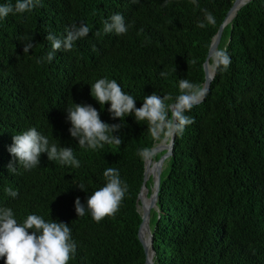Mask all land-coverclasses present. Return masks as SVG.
Returning <instances> with one entry per match:
<instances>
[{"label": "trees", "instance_id": "16d2710c", "mask_svg": "<svg viewBox=\"0 0 264 264\" xmlns=\"http://www.w3.org/2000/svg\"><path fill=\"white\" fill-rule=\"evenodd\" d=\"M232 2L40 0L30 12L0 19V207L11 208L20 222L37 214L67 223L76 243L69 264H143L135 234L145 160L138 150L151 148L155 139L147 122L133 114L113 119L109 103L100 106L90 86L114 79L137 108L153 93L171 96L165 103H174L179 79L202 84L210 41ZM5 3L15 0H0ZM205 11L215 24L207 23ZM115 13L123 15L126 34L103 32V21ZM200 22L206 26L198 27ZM81 23L90 28L86 37L70 51H56L51 62L37 63L52 51L49 33L63 38L67 28ZM26 37L33 38L29 52H23ZM218 48L227 50L231 64L215 70L204 100L185 113L195 122L175 137L163 162L157 210L149 220L153 264H264V0L237 11ZM73 103L92 105L109 125L120 123L113 135L122 143L95 151L80 147L66 119ZM32 127L50 145L73 148L80 167L42 153L35 168L16 165V173L8 171L15 164L8 152L12 137ZM108 167L127 185L119 211L99 223L87 211L77 216L76 198L83 204L104 186ZM146 186L151 189V177ZM8 187L18 192L15 198L5 192Z\"/></svg>", "mask_w": 264, "mask_h": 264}, {"label": "clouds", "instance_id": "9594fccd", "mask_svg": "<svg viewBox=\"0 0 264 264\" xmlns=\"http://www.w3.org/2000/svg\"><path fill=\"white\" fill-rule=\"evenodd\" d=\"M40 0H15V3L0 4V19L6 18L9 14H22L32 11ZM139 0H132L138 3ZM167 0H165L166 6ZM205 20L208 24H215V17L211 12L205 11ZM204 28L203 22L197 25ZM66 36L57 37L52 33L46 36L51 43L52 51L45 57L37 60L42 63L45 59L52 61L56 51L61 49L70 51L74 42L86 37L90 28L86 24H72L66 30ZM128 25L122 14L115 13L103 21V32L116 35L126 34ZM96 35H100L99 31ZM28 42L23 43V52H29L33 47L32 37L25 38ZM211 67L213 71L221 69L226 71L231 59L226 49H216L210 54ZM195 62V61H193ZM167 73L161 72V76ZM179 94L172 104H166V100L172 97L165 95L162 98L157 94L143 97L142 106L136 107V99L127 94L120 84L114 79L101 78L90 86V95L103 106L109 103L108 112L113 119H124L133 114L135 120L146 121L147 128L152 137L169 147L174 137L182 135L186 126L195 121L185 113L203 101L208 93V87L204 84L192 83L187 79H179ZM66 119L70 122V136L78 140V145L93 151L102 148L105 143L120 145L121 136H114L119 132L121 125L105 123L100 118V112L92 105L75 104L65 109ZM15 164L8 165V171L16 173V165L22 166L25 170H31L40 163V155L47 154L50 161H59L62 165H70L73 168L80 167V161L75 157L71 147H61L49 143L46 136L32 127L21 134L12 137V144L8 148ZM142 159H151L155 152L148 147L138 150ZM105 179L104 186L92 192L85 203L76 198L75 213L77 216H84L85 212L91 214V218L99 223L106 217L114 216L120 209L121 203L127 192V185L121 178L119 171L108 167L103 172ZM84 191L82 184L78 185ZM7 195L15 198L18 195L11 187L5 188ZM76 252V243L72 239L71 229L67 223L57 222L51 219L46 221L42 216L29 214L20 222L9 207H0V258L4 264H69Z\"/></svg>", "mask_w": 264, "mask_h": 264}, {"label": "water", "instance_id": "95a60500", "mask_svg": "<svg viewBox=\"0 0 264 264\" xmlns=\"http://www.w3.org/2000/svg\"><path fill=\"white\" fill-rule=\"evenodd\" d=\"M249 1L251 0H233L232 5L226 12V15L222 23L220 24V26L218 27V30L216 31V33L214 34V36L212 37L210 41L208 52L203 62L204 80L202 82V84L206 85L208 89H209L210 83L215 74V71H213V69H210V66H211L209 62L211 58L210 54L214 50L218 49V45L224 34V29H225L226 24L229 23L233 19V17L236 15L238 10ZM174 139L170 147L167 144H164L160 141L156 143V141L154 140V143L150 149L155 150L157 148V147L155 148V144L156 145L162 144V147L156 150V155H157L156 158L152 157L151 159L144 160L143 181H142L140 191L137 195L136 204H135L137 211L140 212L141 214V221L136 224L135 234L138 240L140 241V243L142 244L144 252H145V261L143 264H153L154 250H153V233L149 225L150 212L152 209L157 210L156 201H157L158 192L161 186L162 166H163L164 159H166L172 154L173 146H174ZM160 157L163 159L162 165L157 167L156 173L152 174L151 169H150V164L151 162L155 161V159L157 160ZM150 177L152 179L151 189H149L146 186V182ZM149 191H150V194L148 195ZM144 199L148 200V205L146 207L143 205Z\"/></svg>", "mask_w": 264, "mask_h": 264}, {"label": "bare ground", "instance_id": "6f19581e", "mask_svg": "<svg viewBox=\"0 0 264 264\" xmlns=\"http://www.w3.org/2000/svg\"><path fill=\"white\" fill-rule=\"evenodd\" d=\"M210 69H212V67L210 66ZM157 143V142H156ZM157 147V148H156ZM160 147H162V144H159V145H156L155 144V150H154V152H155V155H156V150L158 149V148H160ZM162 162H163V159L160 157V158H158L157 160L155 159V161H153V162H151V164H150V169H151V173L153 174V173H156V169H157V167H159L160 165H162ZM145 207L148 205V200L147 199H144V204H143Z\"/></svg>", "mask_w": 264, "mask_h": 264}]
</instances>
